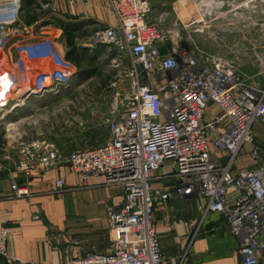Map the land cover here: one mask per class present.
Segmentation results:
<instances>
[{"label":"built area","instance_id":"1","mask_svg":"<svg viewBox=\"0 0 264 264\" xmlns=\"http://www.w3.org/2000/svg\"><path fill=\"white\" fill-rule=\"evenodd\" d=\"M106 1L115 25L93 32L89 42L130 61L129 88L116 90L108 108L110 140L68 152L43 141H26L18 147L14 164L27 179L66 166L81 184L90 176H101L105 185L123 189L121 202L107 213L111 247L106 252L90 250L67 264H167L159 249L155 206L192 196L206 201L204 215L215 212L223 217L238 241L243 264H258L264 252V142L256 139L252 128H264V89L248 84L232 61L181 51L173 38L177 33L168 38L147 21L148 0ZM16 26L15 19L0 22V50L14 47L9 38L19 30ZM28 33L19 42L29 41ZM48 44L42 41L36 52L46 55ZM6 66L0 79L15 94L29 97L47 86L30 75L22 54ZM211 106L219 113L205 120ZM213 146L226 154L224 163L213 157ZM245 146L257 165L253 169L238 164ZM166 161L174 163L175 185L152 191L158 179L153 174ZM54 184L64 189L61 179ZM10 186L15 197L28 194L14 179ZM229 190L236 192L233 201ZM6 236L0 223V257L5 264H40L10 256Z\"/></svg>","mask_w":264,"mask_h":264},{"label":"crops","instance_id":"2","mask_svg":"<svg viewBox=\"0 0 264 264\" xmlns=\"http://www.w3.org/2000/svg\"><path fill=\"white\" fill-rule=\"evenodd\" d=\"M32 12L31 16H36V19L26 25L23 23L22 0H0V22L15 19L16 28H19L14 35L11 34L13 39H10L9 45L14 47L1 51L5 61L3 69L16 56L24 54L30 75L38 73L39 76L35 79L49 85L53 83L52 79L50 82L52 76H63L67 80L69 74L63 75V66L73 65L65 60L68 46L62 30L54 21L78 25L76 32L83 29L87 36L77 38L76 41L82 40L88 44L91 24L114 26L116 22L106 0H49L48 4L41 6V10ZM47 20L50 23L42 30V24ZM26 32L30 34L29 41L14 40L16 36L20 37ZM42 41L49 43L46 55H39L35 50ZM88 44L87 47L90 46ZM86 49L90 51V48ZM253 86L258 88L255 84ZM44 94L45 92H37L29 97L42 98ZM17 96L18 94L14 95L15 99H18ZM6 102L0 104V112ZM17 107L15 104L3 111L2 118L5 119ZM209 111L205 120L211 114L219 113V109L214 106ZM11 124L8 123L7 129H10ZM252 132L259 142H264V128L256 124ZM109 140L110 137L106 142ZM13 142L0 141V223L7 232V253L20 260L40 264H67L82 258L90 250L108 251L112 238L108 230L107 213L121 202L123 189L105 185L101 176H90L81 184L79 177L66 166L46 173L32 174L27 179L14 169L17 149L15 150ZM263 151L261 158L264 162ZM248 152L249 149L245 146L238 164L253 169L257 165L249 158ZM212 153L219 162L226 161V154L217 152L214 146ZM173 174V161H166L153 174L158 179L152 182V191L174 187L176 181L172 179ZM12 179L18 185L26 187V196L18 198L13 195L10 186ZM57 179L63 181L64 189H56L54 183ZM228 194L230 201H233L236 192L229 190ZM205 206L206 201L198 196L173 198L155 206L159 249L167 264H243L237 254L238 241L231 234L229 225L219 213L208 212L204 215ZM48 239H51L54 247ZM262 240L264 241V235ZM258 264H264V252L258 256Z\"/></svg>","mask_w":264,"mask_h":264},{"label":"rangeland","instance_id":"3","mask_svg":"<svg viewBox=\"0 0 264 264\" xmlns=\"http://www.w3.org/2000/svg\"><path fill=\"white\" fill-rule=\"evenodd\" d=\"M148 1L151 14L147 21L157 25L168 38L177 33L173 38L181 51L194 56L200 53L210 60L232 61L248 84L264 89V0ZM103 27L106 26L91 24V34ZM84 31L81 29L79 34ZM20 38L21 35L14 40ZM10 39L13 37L9 43ZM76 44L84 50L78 56L79 68L63 66L62 73L69 74V78L57 76L51 85H42V98L24 100L23 93H19L15 99V92L0 80V104L7 101L0 112V141H14L16 156L18 147L26 141H43L68 152L103 144L110 137L108 108L116 90L129 88L130 61L107 47L92 46L90 42L87 47L82 40ZM1 51L0 73L5 62ZM37 76L38 73L32 75L34 79ZM15 104L18 107L2 118L3 111ZM8 123H12L10 129ZM51 245L54 247V243ZM0 264H5L1 257Z\"/></svg>","mask_w":264,"mask_h":264},{"label":"trees","instance_id":"4","mask_svg":"<svg viewBox=\"0 0 264 264\" xmlns=\"http://www.w3.org/2000/svg\"><path fill=\"white\" fill-rule=\"evenodd\" d=\"M53 0H50L52 2ZM49 3V0H22V11H24L23 23L29 25L33 20L36 19V16H31L33 14L32 10H41L42 5H46ZM51 19V18H50ZM54 21V20H53ZM56 25L62 30L63 36L65 38L66 44L68 46V51L65 55V60L72 63L74 66L79 68L80 60L78 58L81 57L79 55L80 52H83L82 48L77 47L76 39L87 36L86 32L79 34V32L75 30L78 25H73L72 23H59L57 20L54 21ZM50 20L45 21L43 25L49 24ZM80 27V25H79Z\"/></svg>","mask_w":264,"mask_h":264},{"label":"bare ground","instance_id":"5","mask_svg":"<svg viewBox=\"0 0 264 264\" xmlns=\"http://www.w3.org/2000/svg\"><path fill=\"white\" fill-rule=\"evenodd\" d=\"M2 82V81H1ZM4 85V83H2ZM35 94V93H34ZM23 99H25V97H23Z\"/></svg>","mask_w":264,"mask_h":264}]
</instances>
